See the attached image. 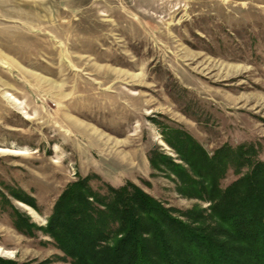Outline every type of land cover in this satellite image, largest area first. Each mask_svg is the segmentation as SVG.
<instances>
[{
	"label": "rangeland",
	"instance_id": "1",
	"mask_svg": "<svg viewBox=\"0 0 264 264\" xmlns=\"http://www.w3.org/2000/svg\"><path fill=\"white\" fill-rule=\"evenodd\" d=\"M172 129L264 162V0H0V258L73 264L41 228L86 179L208 210L151 163Z\"/></svg>",
	"mask_w": 264,
	"mask_h": 264
},
{
	"label": "trees",
	"instance_id": "2",
	"mask_svg": "<svg viewBox=\"0 0 264 264\" xmlns=\"http://www.w3.org/2000/svg\"><path fill=\"white\" fill-rule=\"evenodd\" d=\"M165 135L182 163L157 155L152 165L167 166L178 192L211 203L208 210L180 213L131 182L101 195L86 179L64 191L41 231L73 264H264V162L254 145L210 155L181 129ZM229 170L238 179L223 189ZM16 227L35 226L19 219Z\"/></svg>",
	"mask_w": 264,
	"mask_h": 264
},
{
	"label": "bare ground",
	"instance_id": "3",
	"mask_svg": "<svg viewBox=\"0 0 264 264\" xmlns=\"http://www.w3.org/2000/svg\"><path fill=\"white\" fill-rule=\"evenodd\" d=\"M11 98L13 97V96H10ZM13 100H15V98H12ZM16 101V100H15ZM17 103H18V101H17Z\"/></svg>",
	"mask_w": 264,
	"mask_h": 264
}]
</instances>
